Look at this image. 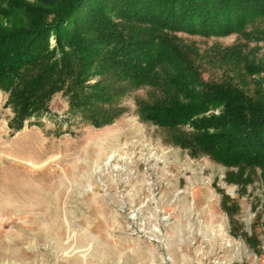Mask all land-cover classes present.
I'll list each match as a JSON object with an SVG mask.
<instances>
[{
  "label": "rangeland",
  "instance_id": "rangeland-1",
  "mask_svg": "<svg viewBox=\"0 0 264 264\" xmlns=\"http://www.w3.org/2000/svg\"><path fill=\"white\" fill-rule=\"evenodd\" d=\"M177 36L201 55L242 43ZM108 94L124 110L112 124L93 127L56 95L14 135L0 94V264H264L262 173L173 146L137 116L149 87Z\"/></svg>",
  "mask_w": 264,
  "mask_h": 264
},
{
  "label": "trees",
  "instance_id": "trees-1",
  "mask_svg": "<svg viewBox=\"0 0 264 264\" xmlns=\"http://www.w3.org/2000/svg\"><path fill=\"white\" fill-rule=\"evenodd\" d=\"M10 15L12 26L0 24L10 135L56 95L93 127L112 124L124 110L108 92L149 87L135 105L142 122L191 158L264 177V0H0V17ZM179 33L242 43L201 55Z\"/></svg>",
  "mask_w": 264,
  "mask_h": 264
}]
</instances>
